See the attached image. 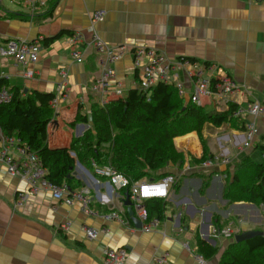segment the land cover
<instances>
[{
  "label": "crops",
  "instance_id": "crops-1",
  "mask_svg": "<svg viewBox=\"0 0 264 264\" xmlns=\"http://www.w3.org/2000/svg\"><path fill=\"white\" fill-rule=\"evenodd\" d=\"M15 4L13 9L0 8L1 41H34L64 33L44 46L39 62L32 66V78L24 77L23 67L13 60L0 59V81L7 82L8 89L56 95L58 107L48 130L53 148L69 146L72 138L83 136L90 128L71 125L79 104L87 114L94 103L101 105L90 88L103 71V59L89 33L97 11L104 13L103 20L94 23L98 36L112 47L128 49L111 64L115 71L112 83H119L124 96L138 81L130 51L144 46L171 59L185 57L204 65L215 64L241 88L233 97L234 105L246 107L256 100L264 105V0H49L34 17L25 1ZM75 34L83 37L77 45L71 39ZM75 50L84 58L83 63L73 58ZM181 79L186 88L183 98L189 103L193 83L185 72H181ZM203 107L209 112L224 108L210 99H204ZM234 119L220 127L206 125L203 139L192 132L175 140L185 161L170 169L178 184L163 202V218L150 232L136 227L124 204L126 192L97 175L94 164L85 166L78 161L71 173V192H90L91 204L86 209L78 201L68 205L54 199L50 191H33L27 179L10 175L0 163V264H105V248L125 249L128 259L124 264H154L156 257L166 254L169 264H221L238 235L264 231L262 207L230 203L224 198L226 173L233 174L247 155L257 163L264 160V115L256 119V137L250 149L235 144L244 129H240L239 118ZM240 120L245 127L252 118ZM219 138L223 139L219 142ZM205 145L212 157L197 161ZM220 145L228 151L229 162L203 167L204 162L224 152ZM10 151L18 156L15 148ZM209 175L213 176L203 191V177ZM112 213H118L120 220H107ZM134 217L141 221L137 211ZM230 224L234 241L213 234V228ZM85 227L98 231V238L90 240ZM200 241L216 248L217 253L206 258L199 252Z\"/></svg>",
  "mask_w": 264,
  "mask_h": 264
},
{
  "label": "trees",
  "instance_id": "trees-1",
  "mask_svg": "<svg viewBox=\"0 0 264 264\" xmlns=\"http://www.w3.org/2000/svg\"><path fill=\"white\" fill-rule=\"evenodd\" d=\"M63 34L43 39L42 44L49 45ZM6 84L0 81V89L3 86L8 89ZM8 90L12 99L0 104V127L5 134L17 136L38 153L49 181L58 186L66 185L70 191H73L71 173L78 161L85 166L109 165L126 176L131 184L160 180L172 174V165H182L185 161L184 154L176 147L177 138L197 132L203 139L206 125L220 127L231 123L235 120L232 112L237 108L232 104L225 112H209L205 107L186 103L173 85L164 83L154 87L149 96L134 88L125 97L111 99L105 106L94 103L91 114L83 113L84 106L79 104L75 122L71 125L80 123L90 128L83 136L72 138L69 146L53 148L48 130L55 117L52 101L56 95L39 91L25 94L17 87ZM211 157L205 145L202 158L196 160L201 162ZM212 176L203 177V191ZM122 189L131 194V186ZM223 193L230 203L264 206V160L257 163L247 155L233 174L226 173ZM163 202L155 199L144 203L150 218H163ZM198 249L206 258L217 253L216 248L202 241L198 243ZM221 264H264V237L234 242L223 254Z\"/></svg>",
  "mask_w": 264,
  "mask_h": 264
},
{
  "label": "built area",
  "instance_id": "built-area-1",
  "mask_svg": "<svg viewBox=\"0 0 264 264\" xmlns=\"http://www.w3.org/2000/svg\"><path fill=\"white\" fill-rule=\"evenodd\" d=\"M26 2L28 13L34 17L41 11L49 2V0H23ZM104 13L97 11L92 16L91 27L89 33L92 36V42L97 53L102 57V74L96 78L91 84V92L98 95V102L101 106L107 105L111 99L120 98L124 96V90L119 83H112L115 77L114 64L120 60L123 54L128 51L125 46L112 47L103 41L95 31L94 23L102 21ZM74 45L80 43L83 39L81 34H75L71 37ZM42 38L28 41L24 39H7L0 40V59H11L23 67V76L32 78L35 70L32 66L36 65L42 52L44 45ZM133 57L134 68L138 72V81L135 89H138L145 95L149 96L152 89L159 83L166 85H173L180 95L185 97L186 88L181 79V72H185L193 83V91L190 94L189 102L203 107L204 99L218 103L224 107L218 109L220 113L230 109L234 95L241 89L240 86L220 67L215 64L204 65L199 61H191L185 57L179 59H171L165 53L157 51L153 48L144 46L134 47L131 51ZM73 58L78 63H83L84 58L78 50L73 51ZM4 76L1 78V80ZM12 99V94L3 86L0 89V104L9 103ZM52 107L56 110L58 107V100L55 98L52 101ZM264 115V105L259 101H253L246 107L237 106L236 110L232 112L233 118L244 119L251 117L252 121H248L244 127V134L238 140H234L236 145H242L245 149H250L253 146L256 137V119ZM223 138H219L220 140ZM224 151L221 155L214 156L213 160L203 163V167H210L213 163L227 164L229 158L226 154L228 152L221 146ZM15 148L18 151V156L11 153L10 149ZM241 148V147H240ZM0 163L6 165L7 172L10 175H19L27 179L31 189L37 192L40 189L50 191L54 199L63 201L68 205L74 204L78 201L88 209L91 204L89 197V190L82 189L76 193H72L66 185L58 186L47 179L48 172L43 165L38 153L29 148L17 136H10L4 133L0 127ZM97 175L108 178L110 182L119 188H126L131 186V201L133 202V209L139 213L141 219L142 231L150 232L156 228L160 222L157 217L150 218L144 203L149 200H163L167 201L171 196V190L177 183L178 178L175 174H169L160 180H142L131 184L130 180L116 172L111 166H100L94 164ZM69 193V195H67ZM264 211V206H262ZM107 220H120L118 213H112L106 216ZM68 229V225L63 226ZM86 236L90 240L98 238V231L92 228L85 227ZM213 234L219 238H225L228 241L235 239V232L233 224L226 228H213ZM168 255L158 256L154 259V264H169ZM128 259V253L125 249H104L105 264H124Z\"/></svg>",
  "mask_w": 264,
  "mask_h": 264
},
{
  "label": "water",
  "instance_id": "water-1",
  "mask_svg": "<svg viewBox=\"0 0 264 264\" xmlns=\"http://www.w3.org/2000/svg\"><path fill=\"white\" fill-rule=\"evenodd\" d=\"M124 204L127 207V211H128L129 216L135 222L136 227L138 229H141L143 223L140 220H138V219H136L134 217L135 211L133 209V202L131 201V197H130V194H129L128 191L126 192V199H125ZM256 236L264 237V231H249V232L243 233L241 235H238L236 237V240L235 241L236 242L246 241V240L252 239V238H254Z\"/></svg>",
  "mask_w": 264,
  "mask_h": 264
},
{
  "label": "rangeland",
  "instance_id": "rangeland-1",
  "mask_svg": "<svg viewBox=\"0 0 264 264\" xmlns=\"http://www.w3.org/2000/svg\"><path fill=\"white\" fill-rule=\"evenodd\" d=\"M17 0H0V8H3V7H7L9 9H13V7L16 6L15 2ZM259 154H260V151H259ZM261 156V155H260ZM260 159V158H258ZM257 206V205H256ZM259 212L262 213V211L259 210ZM231 218V217H230Z\"/></svg>",
  "mask_w": 264,
  "mask_h": 264
}]
</instances>
